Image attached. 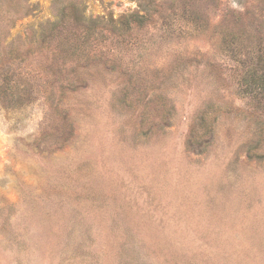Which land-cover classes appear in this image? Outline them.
I'll use <instances>...</instances> for the list:
<instances>
[{
  "label": "rangeland",
  "instance_id": "obj_1",
  "mask_svg": "<svg viewBox=\"0 0 264 264\" xmlns=\"http://www.w3.org/2000/svg\"><path fill=\"white\" fill-rule=\"evenodd\" d=\"M0 264H264V0H0Z\"/></svg>",
  "mask_w": 264,
  "mask_h": 264
}]
</instances>
